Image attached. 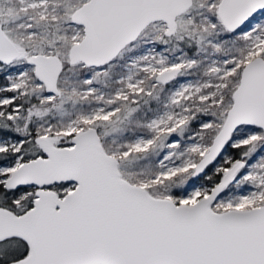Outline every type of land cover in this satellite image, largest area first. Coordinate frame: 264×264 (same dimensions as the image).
<instances>
[{
	"label": "snow or ice",
	"instance_id": "snow-or-ice-1",
	"mask_svg": "<svg viewBox=\"0 0 264 264\" xmlns=\"http://www.w3.org/2000/svg\"><path fill=\"white\" fill-rule=\"evenodd\" d=\"M0 264H264V0H0Z\"/></svg>",
	"mask_w": 264,
	"mask_h": 264
}]
</instances>
